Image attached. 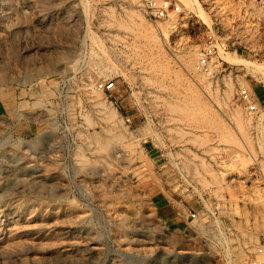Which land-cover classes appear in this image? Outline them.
<instances>
[{
  "label": "rangeland",
  "instance_id": "374dc122",
  "mask_svg": "<svg viewBox=\"0 0 264 264\" xmlns=\"http://www.w3.org/2000/svg\"><path fill=\"white\" fill-rule=\"evenodd\" d=\"M171 1L0 0V264H264V0Z\"/></svg>",
  "mask_w": 264,
  "mask_h": 264
},
{
  "label": "built area",
  "instance_id": "2783aa9c",
  "mask_svg": "<svg viewBox=\"0 0 264 264\" xmlns=\"http://www.w3.org/2000/svg\"><path fill=\"white\" fill-rule=\"evenodd\" d=\"M141 8L148 19L153 22H158L170 17L172 12H179V6L171 0H141ZM213 45L210 44L204 47L200 53L197 69L205 72H210L211 57L213 56ZM98 89L107 91L113 88V83H98ZM238 100L244 104L249 111L256 109L255 104L251 102V95L246 89H242L238 95ZM194 217V213L190 214Z\"/></svg>",
  "mask_w": 264,
  "mask_h": 264
},
{
  "label": "crops",
  "instance_id": "0c3cea01",
  "mask_svg": "<svg viewBox=\"0 0 264 264\" xmlns=\"http://www.w3.org/2000/svg\"><path fill=\"white\" fill-rule=\"evenodd\" d=\"M164 223L168 226L185 224L189 218L190 210L180 203L160 198L156 202Z\"/></svg>",
  "mask_w": 264,
  "mask_h": 264
},
{
  "label": "bare ground",
  "instance_id": "6f19581e",
  "mask_svg": "<svg viewBox=\"0 0 264 264\" xmlns=\"http://www.w3.org/2000/svg\"><path fill=\"white\" fill-rule=\"evenodd\" d=\"M152 33H153V32H152ZM153 34H154V33H153ZM147 35H148V34H147ZM150 36H151V35H150ZM151 37H152V36H151ZM151 37H149V38H151ZM156 38H157V37H156ZM156 38H155V39H156ZM151 39H152V38H151ZM155 39H154V40H155ZM158 39H159V38H157V40H158ZM157 40H156V41H157ZM159 40H160V39H159ZM150 41H151V40H150ZM157 42H158V41H157ZM149 43H150V42H149ZM154 44H155V42H154ZM149 46H150V45H149ZM149 46H148V47H149ZM158 46L160 47V45H158ZM148 47H147V48H148ZM153 47H154V46H153ZM149 48H150V47H149ZM161 48H162V47H161ZM161 48H160V49H161ZM149 51H150V50H149ZM157 53H158V51H157ZM160 53H161V52H160ZM192 53L194 54L195 52L193 51ZM154 54H155V53H154ZM154 54L152 55V53H151L152 57H155ZM146 55H148V54H146ZM155 55H156V54H155ZM196 55H197V54L194 55V58L196 57ZM187 56H188V58H189V55H188V54H187ZM187 56H186V57H187ZM191 56H192V55H191ZM191 56H190V57H191ZM186 57H185L184 59H186ZM146 58H148V57H146ZM150 58H151V57H150ZM150 58H149V60H150ZM157 58H158V57H157ZM192 58H193V57H191V59H192ZM151 60H153V59L151 58ZM188 60H189V59H188ZM188 60H186V63H187ZM189 62H190V60H189ZM154 63H155V62H154ZM158 63H159V61H158ZM158 63H157V64H158ZM160 63H161V62H160ZM163 63H164V62H163ZM183 63H184V62H183ZM191 63H192V62H190V64H191ZM188 64H189V63H188ZM152 65H153V64H152ZM185 65H186V64H185ZM192 65H193V64H192ZM153 66H154V65H153ZM155 66H156V65H155ZM157 66H158V65H157ZM160 66H161V65H160ZM166 66H167V65H166ZM162 67H165V65L163 66V64H162ZM190 67H191V65H190ZM192 67H193V66H192ZM167 68H168V67H167ZM167 68H166V69H167ZM166 69H165V71H167L169 68H168L167 70H166ZM162 70H164V69L162 68ZM197 70H198V69H197ZM168 71H169V70H168ZM163 72H164V71H163ZM164 73H165V72H164ZM177 74H178V73H177ZM176 76L178 77V75H176ZM179 77H180V76H179ZM189 85H190V84H189ZM186 86H187V85H186ZM189 87H192V86H189ZM187 88H188V87H187ZM187 88H186V89H187ZM192 88H193V87H192ZM91 89H92V88H91ZM184 89H185V88H184ZM186 89L184 90V92L187 91ZM194 89H195V88H194ZM188 90H190V89H188ZM86 91H87V90H86ZM90 91H91V90H90ZM195 91H196V90H195ZM184 92H182V93H184ZM188 92H191V91H188ZM188 92H186V93L189 94ZM93 93H94V91H93ZM97 93H98V92H97ZM192 93H194V90L192 91ZM195 93H196V92H195ZM199 94H200V93H199ZM183 95L185 96L186 94L184 93ZM197 95H198V94H197ZM200 95H201V94H200ZM200 95L197 96V97H202V96H200ZM184 96H183V97H184ZM189 96H190V95H189ZM186 97H187V96H186ZM192 97H193V96H192ZM177 98H178V97H177ZM187 98H188V97H187ZM188 99H189V98H188ZM194 99H195V97H194ZM183 100H184V99H183ZM191 100H192V98H191ZM197 100H198V98H197ZM181 101H182V100H181ZM181 101H178V100H177V102H180V103H181ZM189 101H190V100H189ZM192 101H193V100H192ZM199 101H202V100H198V102H199ZM206 102H207V101H206ZM174 103H175V101H174ZM169 104H170V103H169ZM178 104H179V103H178ZM184 104H185V103H184ZM205 104H206V103H205ZM205 104H204V107L207 106V105L205 106ZM170 105H171V104H170ZM182 105H183V104H182ZM186 105H187V104H186ZM209 105H210V104H209ZM174 106H175V105H174ZM172 107H173V105H172ZM172 107L170 106L169 108L171 109ZM198 107L200 108V106H198V103H195V102H192V103H191V102H190L189 105H188L187 107H186V106H185V107H182V106L180 107V106H178V107H176V108L179 109L178 112L180 111V112H184V113H187V114H191V115L193 114V115H194V114H196L195 112H197V110L199 109ZM208 107H209V106H208ZM210 107H211V106H210ZM210 107H209V108H210ZM201 108H202V106H201ZM201 108H200V109H201ZM211 108H212V107H211ZM173 109H175V107L172 108V110H173ZM206 109H207V111L209 110L208 108H206ZM202 110H203V108H202ZM202 110H201V111H202ZM198 111H200V110H198ZM204 111H206V110L204 109ZM173 112H174V111H173ZM209 112L211 113V110H210ZM210 113H209V114H210ZM213 113H214V110H213ZM177 114H178V113H177ZM197 114H199V113H197ZM200 114H201V113H200ZM200 114H199V115H200ZM205 114H207V113H205ZM178 115H179V114H178ZM194 116H195V115H194ZM196 116H197V115H196ZM205 116H206V115H205ZM205 116H204V117H205ZM208 116H210V115H208ZM212 116H213V115H212ZM197 117H198V116H197ZM197 117H193V118L196 120ZM200 117H201V116H200ZM210 117H211V116H210ZM180 118H181V116H180ZM185 118H187V117H185ZM188 118H189V117H188ZM190 118H191V117H190ZM193 118H192V119H193ZM183 119H184V118H183ZM198 119H200V118L198 117ZM198 119H197V120H198ZM201 119H202V118H201ZM214 119H215V118H214ZM218 119H219V118H218ZM188 120L190 121V119H188ZM197 120H196V121H197ZM208 120H209V119H208ZM181 121H182V119H181ZM199 121H200V120H198V122H199ZM212 121H213V120H212ZM186 122H187V121H186ZM191 122H192V120H191ZM198 122H197V123H198ZM218 122H219V120H218ZM193 125H194V123H193ZM195 125H196V124H195ZM194 127H195V126H194ZM224 130H225V129H224ZM228 133H229V132H228ZM222 135H223V134H222ZM227 135H228V134H227ZM85 158H86V157H84V159H85ZM84 159H83V160H84ZM250 236H251V235H250ZM245 238H246V237H245ZM248 238H249V237H248ZM250 238H251V237H250ZM248 241H249V239H248Z\"/></svg>",
  "mask_w": 264,
  "mask_h": 264
}]
</instances>
